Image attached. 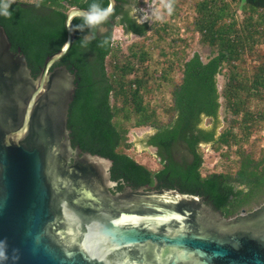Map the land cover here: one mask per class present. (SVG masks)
I'll use <instances>...</instances> for the list:
<instances>
[{"label": "trees", "instance_id": "1", "mask_svg": "<svg viewBox=\"0 0 264 264\" xmlns=\"http://www.w3.org/2000/svg\"><path fill=\"white\" fill-rule=\"evenodd\" d=\"M116 1L96 28H80L81 17L74 19V46L54 66L76 77L68 121L73 146L113 161L116 193L127 186L179 190L205 197L226 219L264 205V146L258 147L264 140V0H169V19L154 24L142 21L141 0ZM92 2L10 0L11 15L0 16V25L38 77L67 41L69 10H87ZM184 7L192 15L181 24ZM117 28L137 38L126 51L115 41ZM194 40L210 48L207 58L191 55ZM146 128L154 130L143 143L157 149L158 170L129 152L131 130ZM202 145H211L231 169L204 175Z\"/></svg>", "mask_w": 264, "mask_h": 264}, {"label": "water", "instance_id": "2", "mask_svg": "<svg viewBox=\"0 0 264 264\" xmlns=\"http://www.w3.org/2000/svg\"><path fill=\"white\" fill-rule=\"evenodd\" d=\"M85 11L69 10L67 41L38 77L0 25L3 264H264V205L226 219L205 197L179 190L116 193L113 161L73 146L76 77L54 66L69 55Z\"/></svg>", "mask_w": 264, "mask_h": 264}, {"label": "rangeland", "instance_id": "3", "mask_svg": "<svg viewBox=\"0 0 264 264\" xmlns=\"http://www.w3.org/2000/svg\"><path fill=\"white\" fill-rule=\"evenodd\" d=\"M24 1L35 3L37 0H24ZM141 1L145 3V7L141 10L143 14L142 21H150L151 24H154L159 21L163 22L169 19L167 10H165V8L163 10V7H162L163 4L169 3L168 2L169 0H141ZM157 1H158L157 3L158 6L155 7L154 4ZM134 8H137L136 5L134 6ZM185 8L186 7H184L180 13L181 22L179 23L181 24L184 23V19L191 20L192 12ZM157 9H159V18H157L153 14L156 12ZM115 39L116 41L122 44L123 51H126L127 47H129L132 43L137 41V38L135 36H126L121 28H117L115 30ZM194 53H200L205 59L211 54V51L209 47L203 46L200 42H197L194 40L193 45H192L191 55L193 56ZM153 68H155V66H153ZM219 81H220V90H221L222 88H224L225 80L223 77H220ZM224 117H225V113L222 111L221 121H224ZM207 124H208V121L205 122V125ZM224 127H225V123L223 122L220 128V131ZM152 134H154V130L151 128L131 130L129 134V143L131 144V146L129 147V152L135 157V159L138 162L148 165L153 170H158L160 168V165H159V160L156 157L157 150L153 149V147L146 148V146L143 143V141L149 135H152ZM258 145H259L258 146L259 148H262L264 146V140H261L258 143ZM202 150L205 154V163H204V168L202 171L204 175L215 172V171L220 172V171H226L228 169H231L230 162L225 161L224 159L220 157L219 154L215 153L211 145H202ZM232 159L234 160L235 157H233Z\"/></svg>", "mask_w": 264, "mask_h": 264}, {"label": "clouds", "instance_id": "4", "mask_svg": "<svg viewBox=\"0 0 264 264\" xmlns=\"http://www.w3.org/2000/svg\"><path fill=\"white\" fill-rule=\"evenodd\" d=\"M163 8L167 10L169 15L173 12V5L171 3H166L162 5ZM11 3L10 0H0V16L8 17L11 15L10 12ZM113 7L111 3L107 8L102 7L100 3L93 0V2L89 5L87 11L79 13L82 24L79 25L80 28L88 27V28H96L99 25H102L109 15L112 13ZM157 18H159V9L153 13ZM147 18V17H145ZM91 37H85V40L90 39ZM7 260V242L0 241V264Z\"/></svg>", "mask_w": 264, "mask_h": 264}, {"label": "built area", "instance_id": "5", "mask_svg": "<svg viewBox=\"0 0 264 264\" xmlns=\"http://www.w3.org/2000/svg\"><path fill=\"white\" fill-rule=\"evenodd\" d=\"M21 1H24V0H21ZM158 1L154 4L155 5V7H157L158 6ZM115 41H116V39H115Z\"/></svg>", "mask_w": 264, "mask_h": 264}]
</instances>
